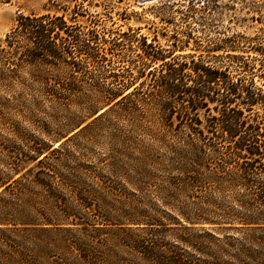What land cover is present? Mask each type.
Segmentation results:
<instances>
[{"label": "trees", "instance_id": "16d2710c", "mask_svg": "<svg viewBox=\"0 0 264 264\" xmlns=\"http://www.w3.org/2000/svg\"><path fill=\"white\" fill-rule=\"evenodd\" d=\"M158 1L160 4L143 11L180 14L189 30V19L209 10L207 5L197 6L195 0H185V6L180 4L182 0ZM84 16L82 7L76 4L71 9L64 7L60 14L47 11L20 15L0 41V94L9 99L30 95L59 107L79 98L77 83L83 74L89 68L106 70L108 58L120 47L125 45L138 62L134 71H128L126 81L116 80L119 85L115 90L80 98L86 116L54 139H65L56 148L25 144L34 152L28 160L36 161L35 166L21 168L22 160L10 158L7 168L13 174L0 178V238L6 234L23 237L62 232L61 225L71 216L74 203L86 206L85 196L92 191L83 186L95 171L71 163L65 148L71 146L74 150L78 140L89 141L106 134L109 160L101 169L107 168L110 175L122 178L134 191L123 196L115 187L98 181L101 207H112L110 201H114L120 205L121 214L126 210L132 213L131 221H144L139 220L143 212L136 194L157 183L162 205L190 226L218 224V217L238 222L237 229L245 226L249 248L243 245L235 255L225 254L224 250L220 253L254 261L250 248L264 251V38L251 48L257 56L235 55L216 45L208 51L221 54L187 57L176 52L188 46L192 35L189 31L185 32L186 41L179 39L175 30L173 42L162 47L155 35L149 38L141 34V28L105 38L94 25L84 26L79 21L78 17ZM160 20L177 27L173 19ZM176 56L189 60L179 61ZM206 56L243 57L259 61V67L244 62L243 78L233 79L228 66L207 60ZM33 105L38 109L40 101ZM133 149L134 158L128 155ZM96 175L100 176L98 172ZM225 191L237 194L232 209L241 216L233 210L218 213L221 209L215 205V195ZM209 246L190 245L199 255L197 263L202 264V257L218 253L210 252ZM144 256L156 257L153 259L159 264L185 263L183 254L163 256L147 250ZM13 257L11 253L2 255L7 262L1 264H20ZM73 264H90V260L80 257Z\"/></svg>", "mask_w": 264, "mask_h": 264}, {"label": "rangeland", "instance_id": "374dc122", "mask_svg": "<svg viewBox=\"0 0 264 264\" xmlns=\"http://www.w3.org/2000/svg\"><path fill=\"white\" fill-rule=\"evenodd\" d=\"M186 2L182 0L180 4L185 6ZM194 3L197 6L207 5L209 10L193 15V20L189 19V30L185 28L186 23L181 21L180 14L143 11L160 4L159 1L142 6L140 0H12L9 3L0 0V41L4 40L5 34L15 25L20 15L47 11L60 14L64 7L71 9L76 4L82 7L85 14L84 17H78L79 21L84 26L94 25L105 38L128 32L129 28H141V34L149 38L155 35L157 43L166 47L169 42H173L175 30L177 37L186 41L185 32L189 31L192 35L188 46L177 49L176 54L187 57L188 54L218 55L221 52L213 53L208 50L219 45L233 51L231 53L235 55L257 56L251 48H256L257 43L264 38V0H195ZM160 18L173 19L177 27L164 23ZM176 57L179 61L189 60ZM206 58L216 64L228 66L229 75L233 79L243 78L244 62L259 67V61L243 60V57L238 60L225 56ZM137 63L134 53L127 51L125 45L120 47L113 57L108 58L106 70L89 68L90 71L83 74L77 83L81 91L80 97L69 101L65 107L38 98L36 100L40 101V109H36L33 105L36 100L30 95L9 99L0 94V178H8L13 174L7 168L12 157L22 160L21 168L35 166L36 161L28 160L29 156H34V152L26 148L25 144L28 142L39 148L53 145L51 149L56 148L65 139L60 142H55L54 139L64 135L74 123L82 121L86 116L82 110L83 100L80 98H92L97 92L115 90L119 85L118 81H126L128 71ZM253 71L260 74L256 69ZM246 74L249 76V72ZM106 137V134H102L89 141L81 139L74 150L71 146L65 148L70 154L71 163L76 162L95 170L91 171L83 186L92 191L91 195L85 196L86 206L74 203L71 216L65 221L66 224L61 225L62 232L25 234L23 237L6 234L1 237L0 264L7 262L2 255L10 253L14 254L13 258L19 260L20 264H73L80 257L88 258L90 264H159L153 259L156 257L144 256L147 250L163 256L183 254L184 264H199L196 262L199 255L190 245L200 244H210V252H218L213 257H202V264H264V251L256 246L250 248L254 261L243 256L232 258L220 253L224 250L225 254L235 255L243 249L249 233L245 226L243 230L237 229L240 227L238 222L222 221L221 217L215 221L218 224L190 226L172 212L171 208L162 205L157 183L147 187L142 194H136L135 200L140 201L139 208L143 212L142 219L139 220L144 221H131L134 220V217H130L132 213L126 210V213L121 214L120 205L114 201H110L112 207H101L99 204L102 193L98 181L115 187L123 196L131 195L134 191L122 178L110 175L107 168L101 169L109 160ZM128 155L134 158V149ZM125 162L129 161L125 159ZM97 172L100 176L96 175ZM236 195L233 191L215 195V205L221 209L219 214L233 210L234 214L242 215L232 209ZM245 218L243 210V220ZM184 227L190 228L184 230ZM200 236L203 237L202 243L198 242L201 241ZM3 239L7 243H3ZM245 248L249 246L246 245Z\"/></svg>", "mask_w": 264, "mask_h": 264}, {"label": "water", "instance_id": "95a60500", "mask_svg": "<svg viewBox=\"0 0 264 264\" xmlns=\"http://www.w3.org/2000/svg\"><path fill=\"white\" fill-rule=\"evenodd\" d=\"M158 0H140V4H146V3H153V2H156Z\"/></svg>", "mask_w": 264, "mask_h": 264}]
</instances>
